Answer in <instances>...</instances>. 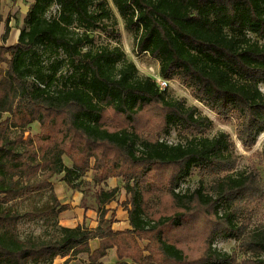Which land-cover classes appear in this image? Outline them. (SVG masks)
Returning a JSON list of instances; mask_svg holds the SVG:
<instances>
[{
    "label": "trees",
    "instance_id": "obj_1",
    "mask_svg": "<svg viewBox=\"0 0 264 264\" xmlns=\"http://www.w3.org/2000/svg\"><path fill=\"white\" fill-rule=\"evenodd\" d=\"M2 1L0 264H53L80 254L101 264L113 249L132 264H236V253L214 247L221 237L252 254L244 264H264V228L248 233L243 217L264 194L260 172L233 175L238 157L228 134L198 137L213 126L198 107L141 77L120 46L96 44L99 36L120 39L118 13L137 53L155 59L163 79L181 81L219 116L237 114L238 137L252 147L264 132V0H34L11 46ZM34 124L40 132L26 136ZM175 125L192 139L161 140ZM194 168L214 178V195L204 186L179 191ZM91 170L92 183L83 180ZM60 175L83 193V208L92 194L98 226L59 225L58 239L21 238L23 218L46 217L57 224L70 208L52 184ZM111 178L124 182L132 229L113 230L116 213L107 206L120 188H101ZM43 192H49L50 204L24 214L16 207V201ZM201 212L211 218L199 258L176 235L193 231ZM95 239L100 246L92 252Z\"/></svg>",
    "mask_w": 264,
    "mask_h": 264
},
{
    "label": "rangeland",
    "instance_id": "obj_2",
    "mask_svg": "<svg viewBox=\"0 0 264 264\" xmlns=\"http://www.w3.org/2000/svg\"><path fill=\"white\" fill-rule=\"evenodd\" d=\"M32 0H4L3 6V14L4 19L14 18L13 26L11 30L9 39L6 43L7 46L14 45L18 42V37L20 31L24 27V17L23 14L27 6L31 3ZM118 19L117 31L121 34V37L118 41H110V39L105 36H99L96 40V44L98 46H103L106 44H111L112 46H120L122 50L125 52L126 58L135 63L139 75L141 77H150L156 81V79L160 76L159 71V63L151 58L148 54H138L135 49V40L131 33H129L124 26V22L116 13ZM4 25L2 31H0V44H2V36L4 34ZM264 45V41L262 42ZM5 68V65H3ZM261 91L264 93V84L260 86ZM167 91L171 98L173 99H183L186 101L187 106H196L198 107L202 116L208 117L212 122V129L206 132L203 135H198V137H207L213 138L220 133H226L229 135L230 141L232 142V146L234 151L238 157L236 170L233 172V175L240 174H248L253 170H257L260 172L262 176V181L264 183V160H263V151H264V132L259 135L256 143L252 147H245L241 140L238 137V130L240 125V120L237 114H233L229 118H223L212 111L207 105L200 102L193 94V92L184 86V84L175 79L171 80ZM9 115H5V119L8 118ZM40 132L39 124H34L29 128V132L26 134L36 135ZM191 134L187 133L183 130V128L179 125H175L171 128L169 135L162 136L161 140L164 142H168L169 144H177L182 143L186 144L188 140L192 139ZM65 162H68L67 158H64ZM94 165V161L92 160V166ZM91 173L93 175L94 172L91 170L85 176L87 178H91ZM223 173L221 176H224ZM215 183V180L211 176H205L202 174L199 169L194 168L191 172V175L187 177L184 181L180 183L181 192H193L199 189L200 186H204L206 194L214 193L210 190L211 186ZM93 192V190H92ZM126 193V192H125ZM118 194L117 199L118 205H121L125 208L124 204L128 201V196L126 194ZM92 194L88 195L86 199V205L92 204L93 198ZM17 208L21 211V213L31 212L35 208L44 207L47 204L51 203L49 192L37 193L30 197L21 199L16 201ZM250 210L248 213H245L243 216L244 219L249 220V228L247 232L257 231L261 228H264V194L261 198H256L252 201L249 206ZM127 210V209H126ZM224 213V209L221 210ZM210 216L207 217L204 213L199 214V219L197 222V227L191 232H184L181 230L177 231V237L183 240L188 247L189 253H191L194 257H201L203 251L206 249L205 246V238H206V228L205 223H210ZM18 234L21 238L33 237L37 240H50V239H58L60 237L59 232V219L57 224L54 219L40 217L37 219H29L23 218L18 225ZM148 242L143 241L140 242V248L145 249ZM214 247L216 250L222 254L232 255L236 253L238 255L236 264H244V260L251 258V253H246L241 247L240 242L231 239V238H218ZM92 251V250H91ZM109 257V252L106 257L98 261L101 264H117L118 262H124L127 264H132L133 261L129 258H124L120 260L117 256ZM148 252H145L144 255L148 256ZM116 259H113V258ZM67 258H56L53 264H90L87 254H80L77 256H72ZM264 258V256H263ZM30 264H47V263H30Z\"/></svg>",
    "mask_w": 264,
    "mask_h": 264
},
{
    "label": "crops",
    "instance_id": "obj_3",
    "mask_svg": "<svg viewBox=\"0 0 264 264\" xmlns=\"http://www.w3.org/2000/svg\"><path fill=\"white\" fill-rule=\"evenodd\" d=\"M33 2L34 0H32L31 3L27 6L25 13L23 14L24 18H26L29 8ZM3 6H4V0L2 1V13H3ZM8 20H9L10 30L17 31L16 30L17 28L15 29L11 28L13 26L12 21L14 22V18H11V19L8 18ZM2 29H3V26L1 28V31ZM4 29H5V25H4ZM68 161L69 163L65 162V164L68 166H71L72 163L70 162V160ZM93 177L94 175L91 173V178H87L85 176L83 177V180H85L86 182L92 183ZM62 178H63V175H60L52 179V184L54 186V190H55L58 200L61 202V204L68 205L70 207L67 211L62 212L59 215V218H58L59 225L61 227L73 229L79 225L86 224V226H88L91 229L96 228L98 226V212L96 209L97 204L95 200L93 199V202L91 205L87 204L88 209L83 208L82 207V202L84 198L83 193H81L80 191L71 189L64 181H62ZM123 186H124V182L122 179L111 178L107 180L106 183L102 184L101 188H104L106 191L120 188L119 193L123 195L126 192ZM118 201L119 199H117L116 201H113L111 204L107 206V209L115 211L116 213V222L113 225V230L116 232H119V231H125L128 229H132L130 225V221H129V211L126 210L121 205H118ZM99 246H100V242L98 239H95L90 242V248L92 252L96 251L99 248ZM114 252H115V249L110 250L109 257L110 255L116 256ZM113 259H116V258L114 257Z\"/></svg>",
    "mask_w": 264,
    "mask_h": 264
},
{
    "label": "built area",
    "instance_id": "obj_4",
    "mask_svg": "<svg viewBox=\"0 0 264 264\" xmlns=\"http://www.w3.org/2000/svg\"><path fill=\"white\" fill-rule=\"evenodd\" d=\"M56 10H54V12H56ZM156 83H157V85L159 86L160 89L164 90V89H167L168 88L170 81L165 80L161 76H159L156 79Z\"/></svg>",
    "mask_w": 264,
    "mask_h": 264
}]
</instances>
